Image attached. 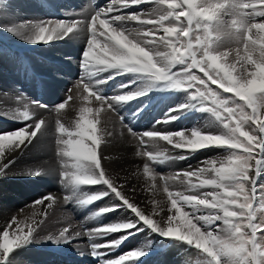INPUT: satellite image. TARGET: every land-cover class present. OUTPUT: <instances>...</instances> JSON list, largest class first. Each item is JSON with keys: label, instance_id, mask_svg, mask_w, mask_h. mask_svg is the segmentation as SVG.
Listing matches in <instances>:
<instances>
[{"label": "snow or ice", "instance_id": "obj_1", "mask_svg": "<svg viewBox=\"0 0 264 264\" xmlns=\"http://www.w3.org/2000/svg\"><path fill=\"white\" fill-rule=\"evenodd\" d=\"M0 31L29 46L82 45L78 78L59 103L22 92L10 105L0 101V121L19 125L0 130V181L16 175L17 158L50 134L56 167L19 175L55 174L64 193L42 195L0 224V264H18L19 252L34 244L68 246L96 264H154L156 240L194 250V264H264V0H90L63 19ZM153 92L184 99L135 131L120 110L135 104L132 116L140 118ZM45 112L55 113L54 126ZM192 112L209 118L175 127ZM128 137L142 167L114 174L105 150ZM198 154L204 158L196 165L157 171ZM61 204L94 209V220L123 215L91 228L69 218L42 234ZM141 235L139 246L113 257Z\"/></svg>", "mask_w": 264, "mask_h": 264}, {"label": "bare ground", "instance_id": "obj_2", "mask_svg": "<svg viewBox=\"0 0 264 264\" xmlns=\"http://www.w3.org/2000/svg\"><path fill=\"white\" fill-rule=\"evenodd\" d=\"M89 2L90 0H86V4ZM5 3L10 7L0 9V25H10L47 17L63 19L65 13L79 12L86 5L81 0H5ZM57 3L60 4L58 7H56ZM0 49H2V54H0V101L6 104L10 105L12 103L10 98L22 92L26 96L39 99L50 106L55 105L65 97L68 89L73 87L78 78V60L82 50V45L78 41L61 42L52 46H29L7 32L0 31ZM19 53L23 54L22 58L19 57ZM5 93L8 96H5ZM135 108V104H133L122 108L120 111L125 117V122L138 132L151 127L156 121L155 118L162 116L164 110L163 107L157 109L151 106L142 113L140 118H133L132 113L135 112ZM44 115L54 126L55 113L45 112ZM70 116L71 114L69 118ZM191 121L195 123H192L194 127L205 124L203 121L195 122V119H191ZM1 122L0 130L4 131L19 126L9 125L10 123L6 121L5 125H2ZM189 123L190 121L187 124ZM181 124L180 128H190L188 125L184 127V123ZM177 126L175 125V127ZM130 141V137L117 140L105 150V155L111 157L110 160L105 161V165L114 174L125 175L134 171L137 166L142 167L143 161L135 156V145ZM217 153L211 152L209 155L215 156ZM199 158L203 159L204 157L198 154L193 156L190 161H183L187 164L184 167H182L181 162H176L171 166L164 165L160 168L158 166L157 171L166 174L186 168L189 163L193 165ZM41 165L46 168L56 167L53 140L50 134L41 138L30 151L17 158V163L13 169V172L17 173L16 175L0 181V224L16 215L21 209H25L26 212L29 211L25 206L31 204L37 197L35 195L39 193H41L40 196L52 193L62 198L63 189L55 174L43 177L19 175L24 169ZM133 183H137V181L133 180ZM144 199L145 195L139 191L138 187L137 200L142 202ZM102 206L103 204L97 202L95 207ZM92 210L83 209L76 205L65 206L61 204L44 225L42 234L65 226L69 222V218L74 224H83L85 227L91 228L113 222L123 215V213L110 214L107 217L94 220L91 218ZM143 241L144 236L141 235L127 242L126 246L128 249H132L139 246ZM86 242V238L81 241V243ZM159 246L160 240H156L155 247L158 249ZM122 250L123 246L112 254L113 257L120 255ZM190 250L183 247L168 246L160 253L161 255H154L152 260L154 264H185L188 260L187 252ZM165 251L166 255L163 254ZM71 259L73 261L78 259L80 262L92 260L91 257L79 256L73 248L64 246L63 250H60L52 244L29 245L17 255L18 264H49V262L54 261L65 264Z\"/></svg>", "mask_w": 264, "mask_h": 264}, {"label": "rangeland", "instance_id": "obj_3", "mask_svg": "<svg viewBox=\"0 0 264 264\" xmlns=\"http://www.w3.org/2000/svg\"><path fill=\"white\" fill-rule=\"evenodd\" d=\"M0 54H2V49H0ZM207 114V113H206ZM189 119V120H188ZM191 119H195L196 121L195 122H199V121H203V122H206L208 120V117L204 114V113H201L200 115L196 114V112H194V114H192L191 116H185L183 121L180 122V123H176V125H178L177 127L180 128L182 126L181 123H184V127L188 125V127L190 128H193L195 123H193V121H191ZM186 120V121H185ZM190 121L189 124H187L188 122ZM193 123V124H192ZM181 125V126H180ZM180 126V127H179ZM193 126V127H192ZM197 127V126H195ZM219 153H217L216 155H218ZM198 160H202V159H197V161L193 164V165H196L198 163ZM181 162L182 164V167L186 166L187 164H185L183 161H179V163ZM158 168V167H157ZM160 168V166H159ZM158 168V169H159ZM40 194H37L35 196H37L38 198L40 197ZM37 197L35 199H37ZM128 247V246H126ZM166 248H168V246L163 242V241H160V246L158 248L159 251H164ZM130 250V249H128ZM159 254V253H158ZM164 255H166V251L163 253ZM161 255V254H159ZM187 255H188V260L185 262V264H189V262H193L194 264V261L197 259V254L194 250H190L189 252H187ZM73 259L69 260L67 263L65 264H86L85 262H80V260H76L74 259V263L72 262ZM58 261H54V262H49V264H60L59 262L57 263ZM89 262V260H88Z\"/></svg>", "mask_w": 264, "mask_h": 264}]
</instances>
